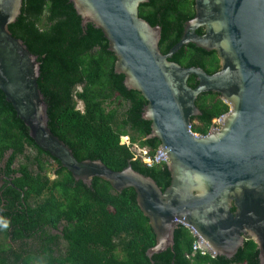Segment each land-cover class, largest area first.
<instances>
[{"label": "water", "instance_id": "95a60500", "mask_svg": "<svg viewBox=\"0 0 264 264\" xmlns=\"http://www.w3.org/2000/svg\"><path fill=\"white\" fill-rule=\"evenodd\" d=\"M69 1L81 26L91 23L101 30L125 88L145 99L141 117L150 122L147 137L158 139L155 157H167L170 182L161 190L131 165L116 171L98 159L73 156L49 129L37 56L8 29L22 0H0V90L29 137L88 187L97 177L117 192L133 188L155 234L149 258L173 250L181 224L212 257L230 259L250 238L258 264H264V0H193L194 15L166 53L159 49L161 27L138 14L149 0ZM189 43L214 51L219 69L209 74L169 59ZM190 75L194 87L187 83ZM204 92L217 93L229 109L206 134H195L189 127L201 114L195 101Z\"/></svg>", "mask_w": 264, "mask_h": 264}, {"label": "trees", "instance_id": "16d2710c", "mask_svg": "<svg viewBox=\"0 0 264 264\" xmlns=\"http://www.w3.org/2000/svg\"><path fill=\"white\" fill-rule=\"evenodd\" d=\"M138 14L150 25L161 27L159 49L166 53L180 38L185 21L193 16V0H149L139 5ZM8 29L37 56V84L47 104L49 129L73 156L78 161L98 159L116 171L131 165L164 190L170 182L165 164L146 166L133 160L131 151L119 143L120 135L128 134L152 154L159 141L147 137L150 122L141 117L146 101L139 92L125 88L123 75L114 72L115 56L101 30L91 23L81 26L69 0H22L21 13ZM169 59L185 67L199 66L209 74L218 69L215 52L192 43L183 45ZM187 83L194 87L197 81L190 75ZM77 101L81 108L76 107ZM195 104L201 114L192 118L199 125L191 124V130L199 134H206L211 119L229 109L212 92L199 94ZM9 149L7 168L18 157L23 161L17 165L21 176L12 179L19 190L6 186L14 197L13 221L4 222L0 229V264H258V250L250 238L232 258L212 257L199 249L193 252L196 237L181 224L174 231L173 250L149 258L146 250L154 245L155 234L136 203L133 188L117 192L97 177L89 187L76 181L29 137L0 90V161ZM49 159L57 165L53 179L46 173ZM20 199L27 207L16 211L14 204ZM61 219L66 222L62 229L64 250L56 254L51 237L40 251L23 255L9 250V227L16 240L23 236L20 222L30 231L37 228L36 222L40 228L44 224L56 228Z\"/></svg>", "mask_w": 264, "mask_h": 264}, {"label": "flooded vegetation", "instance_id": "af4514ba", "mask_svg": "<svg viewBox=\"0 0 264 264\" xmlns=\"http://www.w3.org/2000/svg\"><path fill=\"white\" fill-rule=\"evenodd\" d=\"M193 7H194V1H193ZM193 10H194V8H193ZM198 29H202V32H203V28H198ZM201 33H199V34H201ZM218 69H219V63H218ZM217 70H215L214 72H216ZM215 119L216 118L211 119V123H212L211 126L218 125V120H215ZM211 126H210V128H211ZM11 152L12 151L9 149L4 154V156L2 157V159L0 161V199H1L0 200V229L3 226L4 222H9V224H11L13 221V217L11 214V209H12L11 199H13L14 197L12 196V193L10 191H8V189H6V186L9 185V186H12L13 188H15L16 190H19V188L15 187V185L13 184L12 179L20 177L21 173L17 170V166H14V163L12 165H10L9 168L6 167V162L9 158ZM50 162L53 163L54 167H57L55 160L49 159V163ZM54 170L55 169H53L52 174L55 178L56 174H55ZM3 191L5 192V197L2 196ZM21 197H22V194H21ZM23 202L24 201L22 199H20V203L18 201H15L14 209H16V211H22L23 209H26L27 206L23 205L22 204ZM28 219L29 218L26 216V220H28ZM65 223H66L65 220L61 219L57 223L56 228H53L49 224H44L40 228L41 225L36 222L37 228L29 231V230H27L28 228L24 229V227H26L25 222L24 223L20 222V224H18V225L20 227H22V226L23 227H22L21 231L19 230V232H22L23 236L19 239H16V240H13V238H12L13 237V229L11 227H9V235H8L9 250H12L14 253H22L23 255H25V253H28L30 251H40L41 248L44 247V244L47 242V237H48V239H49V237H51L52 238V244H54V245H52V249L55 250V253L57 254V252L59 250L60 251L64 250V246L66 245L65 239L62 237V229H63ZM46 233L49 236H47ZM199 250L201 252H205V250H203V251L201 249H199Z\"/></svg>", "mask_w": 264, "mask_h": 264}, {"label": "built area", "instance_id": "2783aa9c", "mask_svg": "<svg viewBox=\"0 0 264 264\" xmlns=\"http://www.w3.org/2000/svg\"><path fill=\"white\" fill-rule=\"evenodd\" d=\"M215 120H218V118H216ZM189 128L191 130V126ZM194 133L197 134L196 132H194ZM119 143L121 145L126 146L131 151V153L133 155V157H132L133 160H140L146 166L166 164V162L168 160L167 157L157 160L155 155H156L158 146L153 151V153L150 154L149 148H147L145 146H140L138 142L132 141L128 134L120 135ZM192 249H193V252L196 251L197 249H200L198 246V243H197V239L195 240ZM201 253H203V252H201Z\"/></svg>", "mask_w": 264, "mask_h": 264}, {"label": "rangeland", "instance_id": "374dc122", "mask_svg": "<svg viewBox=\"0 0 264 264\" xmlns=\"http://www.w3.org/2000/svg\"><path fill=\"white\" fill-rule=\"evenodd\" d=\"M76 107L77 108H81L82 107V104H81L80 101H77ZM191 124L193 126H197V125H199V122L196 119H194V120H192ZM27 152H31V151L30 150H27ZM21 161H23L22 158H20V157L16 158V160L14 162V166H17ZM53 167H54L53 163L50 162L49 165H48V167H47V169H46V173L48 174V176L50 177V179L54 178V176L52 174L53 173L52 172L53 171ZM31 168H33V167H31Z\"/></svg>", "mask_w": 264, "mask_h": 264}]
</instances>
